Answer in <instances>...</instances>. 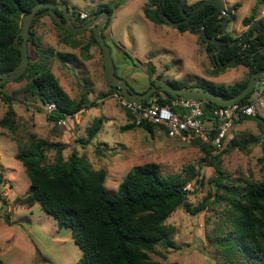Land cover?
Returning <instances> with one entry per match:
<instances>
[{
    "label": "rangeland",
    "instance_id": "obj_1",
    "mask_svg": "<svg viewBox=\"0 0 264 264\" xmlns=\"http://www.w3.org/2000/svg\"><path fill=\"white\" fill-rule=\"evenodd\" d=\"M196 1L186 0V4ZM64 2L68 5V11L85 12L88 17L93 15L99 5H106L112 11L109 24L105 29L102 28V33L110 49L116 75L125 79L136 92L147 89L150 80L158 76L189 86L196 85L202 79L229 85L249 76L248 69L242 65H228L216 70L209 56L207 42L197 32H180L171 24L150 21L144 13L147 0ZM223 2L226 9L231 8L235 14V18L228 20L224 28L231 37H239L248 29L249 26L242 23L243 17L263 15L264 5L257 4L256 0ZM235 4L237 9H232ZM32 30L39 36L43 48L75 54L76 57L66 64L54 57L48 59L50 69L72 99L78 100L84 93L88 100L96 101L97 105L55 123L48 120L49 110L46 106L24 91L27 79L11 80L0 85V93L12 97L15 111L14 136L0 127V173L5 180L1 187L4 201H0L2 263L75 264L82 256V250L72 239L69 228L59 227L38 203L28 206L14 200L16 195H25L30 190L24 167L14 155L19 145L27 143L30 134H35L38 138L66 143L63 150L65 158L75 150L93 169H103L106 172L105 186L112 194L117 191L126 173L136 165L154 162L163 174L185 176L182 169L192 164L203 180L196 183L193 179L187 184L189 193L186 202L166 220V224L175 229L171 237L175 247L159 245L150 253V257L164 264H228L217 252L215 241L221 236L218 229L225 232L233 229L234 216L228 202L216 201L214 167L207 164L204 153L198 144L193 143L207 141L199 137L182 140L161 133L152 135L140 128L122 130L130 118L117 93L113 92L104 77L103 56L99 46L93 43L89 29L71 36V39L80 40L85 50L59 42L63 31L52 23L47 14L38 19ZM28 54L31 60L36 58L31 44L28 45ZM152 68L150 77L148 72ZM262 81L264 78L255 89L260 88ZM101 93L107 96L99 99ZM6 109V103L0 98V119ZM256 115V118L251 116L234 123L221 147L208 142L215 147L212 155L226 148L229 150L232 139L238 141L247 137H261L258 122L261 117L264 119V105L257 107ZM98 118L103 120L98 133L89 143H84L87 128ZM53 155V150L47 152L48 162L53 161ZM262 155V139L249 144L245 150L235 147L224 152L220 157V165L228 178L225 182L232 185L237 182L246 184L247 181L264 182V167L258 161ZM221 191H218L219 195ZM200 203L204 204L201 211L194 214L187 211V208L193 209ZM6 214H9L10 224L5 222ZM238 259L240 261L244 257L239 256Z\"/></svg>",
    "mask_w": 264,
    "mask_h": 264
},
{
    "label": "trees",
    "instance_id": "obj_2",
    "mask_svg": "<svg viewBox=\"0 0 264 264\" xmlns=\"http://www.w3.org/2000/svg\"><path fill=\"white\" fill-rule=\"evenodd\" d=\"M203 0H198L191 5L185 4L184 10L189 13ZM65 3L64 0H0V73H6L14 68L20 60V52L14 47V38L19 31L23 16L38 3ZM179 0H147L144 8L145 16L153 23L166 22L159 17V10L173 21H179L176 28L180 32L190 30L199 32L201 28L211 37L220 34L224 44L221 46L219 57L221 62L232 59L235 62L231 66L242 65L252 72L264 69V34L254 26L248 34L242 33L239 37H231L224 34L220 28L223 16L212 14L215 10L213 5H206L190 16L187 22L181 21L182 14L178 7ZM257 4L264 5V0H256ZM68 8V5H67ZM237 9V4L232 6ZM45 8H40L39 14L30 25L28 45L31 44L36 54L35 59H30L25 72L15 80L27 79L24 91L42 105L54 104L49 110L47 118L57 123L77 112L89 109L97 105L96 101H90L82 93L78 100L72 99L62 88L58 78L50 69L48 59L52 57L60 63H68L76 56L73 53L55 52L52 48H43L39 36L32 30L38 19L42 17ZM107 10L109 18L104 29L109 24L112 11L106 5H99L91 17L97 16L101 11ZM230 19L235 18L231 8ZM58 16L64 20L61 9H55ZM79 12L71 11V15L78 19ZM49 15V14H47ZM52 23L63 31L58 38L59 42L70 44L73 48L85 50L78 39L65 29ZM86 20H79V24ZM254 21V15L242 18L244 26H249ZM264 23V22H263ZM191 26V29H190ZM93 43L99 46L93 31L91 30ZM75 36V35H74ZM200 37V36H199ZM19 36L16 43H20ZM212 43L207 42L210 50ZM103 56V54H102ZM216 70H222L216 66ZM153 68L148 72L151 77ZM156 78H161L158 76ZM249 76L233 84H216L202 79L196 85L189 86L176 80H167L174 87L186 89H199L211 91L226 99L240 92L247 84ZM153 79L150 80L149 86ZM4 84V83H3ZM2 85V84H1ZM148 86V87H149ZM109 87L117 93L115 87ZM147 87V88H148ZM146 90V89H145ZM144 90V91H145ZM143 92V91H141ZM251 91L238 101L239 104L248 101ZM99 99L107 96L106 93L99 94ZM151 100L150 98H153ZM0 98L6 103L7 109L0 119V127L14 136L15 133V111L12 106V97L6 93H0ZM165 91L156 90L144 103L154 102L166 104L174 99ZM206 114L213 107L214 102L202 100ZM126 110V109H125ZM130 122L122 126V130L140 128L149 134L161 133L167 135L166 129L152 122L144 121L136 125L132 115L126 110ZM255 115L253 117H257ZM251 116H243L236 122L249 119ZM102 118L92 122L87 128V139L89 143L98 133L102 124ZM235 122V123H236ZM264 119L258 122L261 137H247L242 140L232 139L229 150L238 147L245 150L249 144L258 143L262 139L263 155L258 159L264 167ZM82 141V140H79ZM82 143V144H84ZM198 144L204 153V159L209 166L214 167L216 178V201L228 202L234 216L233 229L225 232L218 229L221 236L215 241L217 252L228 264H250L259 261L264 262V182L254 183L247 181L246 184L237 182L232 185L228 182L227 175L220 165V157L227 148L212 155V146L208 142H193ZM66 143L61 141H49L30 134L27 143L19 145L18 152L14 158L24 167L26 177L30 184V190L25 195H16L15 202L32 206L38 203L42 209L51 215L59 227L69 228L74 242L81 248L82 256L75 264H164L150 257L157 246L165 248L175 247L172 242L174 227L166 224L167 218L182 204L186 202L189 190L187 184L195 179L201 183L200 178L192 164L186 165L180 174H163L158 164L154 162L134 166L123 177L115 193H110L105 186L106 172L103 169H93L77 151L72 150L67 158L63 156ZM54 151L53 161H47V152ZM5 182L3 174L0 173V201L2 198L1 187ZM222 190V194L218 191ZM4 204V202H2ZM204 209L200 203L195 208L187 211L194 214ZM5 222L10 224L9 214L5 216ZM244 257L243 260L238 259ZM0 264H3L0 259Z\"/></svg>",
    "mask_w": 264,
    "mask_h": 264
},
{
    "label": "water",
    "instance_id": "obj_3",
    "mask_svg": "<svg viewBox=\"0 0 264 264\" xmlns=\"http://www.w3.org/2000/svg\"><path fill=\"white\" fill-rule=\"evenodd\" d=\"M185 2L186 0H179L178 2L179 10L185 21H188L191 15H193L195 12H197L199 9H201L206 5H213L215 7V10L212 14L217 16H224L220 26L222 30H224L226 23L229 17L231 16V13L226 11V7L223 0H203L200 4H198L193 8V11L189 15H187L186 11L184 10ZM40 8H45L43 14H49L52 17L54 23H56L59 27L65 29L68 33L76 34L89 28L92 29L94 37L102 50L105 79L107 80L110 86L116 88L117 92L123 98L129 101L144 102L146 99H148L151 96V94H153V92H155L156 90H161L169 93L175 98L209 100L211 102L216 103L217 105L229 106L234 103H237L239 100L244 98L256 87L257 83L260 82L262 78H264V69L260 71L252 72L249 75L248 82L244 86V88L236 95L228 99L218 94H215L211 91L174 87L171 83L167 82L163 78L153 79L152 83L145 91L136 92L130 87V85L127 83L125 79L118 77L115 73L110 49L106 44L104 36L102 34V28L107 23V19L109 17L108 11L103 10L99 13L98 16L86 21L85 23L81 25H75L70 18V13L67 9V5L58 2V3H38L28 13H26L23 16L21 27L14 38V47L18 49L20 52V60L19 63L10 71L6 73H0V85L8 81L18 79L25 72L29 63L27 42L30 34V25L32 21L36 17H38L39 14L37 13V11ZM56 8L61 9L63 11L64 20H62L55 12ZM158 13H159V17L162 18L164 22L171 24L175 27L179 25L180 23L179 21L171 20L167 15L161 12V10H159ZM261 22L262 20L259 19L253 21L249 25L248 29L245 31V34H248L249 31L255 25L258 28H261L260 27ZM262 33L264 34V30H262ZM198 35L202 40L208 41L216 45V46L214 45L209 51V56L211 57V59L213 60L214 64H216L217 67L223 68L225 66L232 65L235 62L234 59L227 62H221L219 53L221 51L220 44H223V41L217 38L215 34L209 37L205 33L203 28H201L200 31L198 32ZM19 36L22 38V40L20 43H16ZM262 49H264V46L262 47ZM260 87L264 88V85L261 84Z\"/></svg>",
    "mask_w": 264,
    "mask_h": 264
},
{
    "label": "built area",
    "instance_id": "obj_4",
    "mask_svg": "<svg viewBox=\"0 0 264 264\" xmlns=\"http://www.w3.org/2000/svg\"><path fill=\"white\" fill-rule=\"evenodd\" d=\"M87 17L85 12L78 14L79 20ZM264 88L253 89V97L248 101L229 106H217L206 114L204 102L201 99L174 98L169 103L133 102L117 95L123 107L130 112L136 125L142 122H152L162 125L171 138L182 140L199 137L216 147H221L233 124L243 116H255L257 107L264 105ZM48 110L54 104L46 106Z\"/></svg>",
    "mask_w": 264,
    "mask_h": 264
},
{
    "label": "flooded vegetation",
    "instance_id": "obj_5",
    "mask_svg": "<svg viewBox=\"0 0 264 264\" xmlns=\"http://www.w3.org/2000/svg\"><path fill=\"white\" fill-rule=\"evenodd\" d=\"M185 4H186V2H185ZM185 4H184V5H185ZM192 4H193V3H192ZM188 5H191V4H188ZM56 9H57V8H56ZM192 11H193V9H192ZM192 11H191V12H192ZM226 11H227V9H226ZM70 12H71V11H69V13H70ZM191 12H189V13L186 12V13H187V15H189ZM62 15H63V11H62ZM191 16H192V15H191ZM63 17H64V16H63ZM95 17H96V16H95ZM219 17H221V16H219ZM223 17H224V16H223ZM70 18H71L72 22H73L75 25H81V24H83V23L79 24L78 20H75V17H73V16L71 15V13H70ZM92 18H94V17H91V16L88 17V15H87V17H86L84 20L88 21V20H90V19H92ZM228 20H229V19H228ZM86 21H84V23H85ZM181 21H185V20L183 19V16H182V20H181ZM185 22H187V21H185ZM263 22H264V20H262V22H261V26H260L261 28H258L261 32H262V30H264V23H263ZM255 26H256V25H255ZM256 27H257V26H256ZM91 30H92V29L89 28V31H91ZM221 30H222V29H221ZM222 32H223L224 34H227L224 30H222ZM102 34H103V33H102ZM216 37L220 39V38H221V35H220V34H216ZM220 40H221V39H220ZM206 42H208V41H206ZM223 44H224V42H223ZM223 44H220V46H222ZM214 45H215V44H212V47H213ZM215 46H216V45H215ZM212 47H211V48H212ZM210 50H211V49H210ZM210 58H211V57H210ZM211 60H212V59H211ZM212 61H213V60H212ZM213 63H214V62H213ZM262 79H263V78H262ZM262 79H261V80H262ZM261 80H260V81H261ZM127 83H128V82H127ZM130 87H131V85H130ZM131 88H132V87H131ZM132 89H133V88H132Z\"/></svg>",
    "mask_w": 264,
    "mask_h": 264
},
{
    "label": "crops",
    "instance_id": "obj_6",
    "mask_svg": "<svg viewBox=\"0 0 264 264\" xmlns=\"http://www.w3.org/2000/svg\"><path fill=\"white\" fill-rule=\"evenodd\" d=\"M262 14H263V15H261V16L259 15V16H257L256 18H254V21L257 20V19H259V20H264V11H262ZM244 32H245V31H244ZM261 83H262V85H264V81H262Z\"/></svg>",
    "mask_w": 264,
    "mask_h": 264
}]
</instances>
